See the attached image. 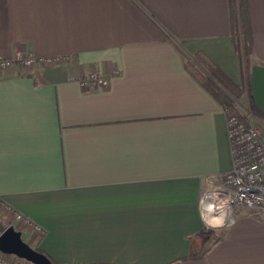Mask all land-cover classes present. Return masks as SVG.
<instances>
[{"label": "crops", "instance_id": "1", "mask_svg": "<svg viewBox=\"0 0 264 264\" xmlns=\"http://www.w3.org/2000/svg\"><path fill=\"white\" fill-rule=\"evenodd\" d=\"M248 6L264 115V0ZM233 26L231 0H0V56L64 59L0 70V201L44 230L40 249L61 264H264L248 211L204 240L201 198L233 157L228 110L189 64L213 79L203 54L241 87ZM93 71L108 87H82Z\"/></svg>", "mask_w": 264, "mask_h": 264}, {"label": "built area", "instance_id": "2", "mask_svg": "<svg viewBox=\"0 0 264 264\" xmlns=\"http://www.w3.org/2000/svg\"><path fill=\"white\" fill-rule=\"evenodd\" d=\"M62 61V58H39L33 53L19 54L13 59L0 56V70L9 72L17 68L29 69L37 64H57ZM80 83L85 89H104L110 80L101 72L93 71L81 79ZM227 125L233 168L218 185L204 192L201 198L203 214H225V223L229 224L235 218L234 214L244 208L264 221V128L248 126L229 112ZM17 219L33 225L22 214L17 213ZM35 228L43 232L40 226ZM3 256L0 253V262L8 264L2 259Z\"/></svg>", "mask_w": 264, "mask_h": 264}, {"label": "trees", "instance_id": "3", "mask_svg": "<svg viewBox=\"0 0 264 264\" xmlns=\"http://www.w3.org/2000/svg\"><path fill=\"white\" fill-rule=\"evenodd\" d=\"M231 10L233 17V42L235 50L239 55L242 62L243 77L246 81L248 76V60L252 50V30L249 21V6L248 0H231ZM197 60L202 64L205 70L212 76L209 78L200 70L189 64V69L192 74L200 81V83L215 97L221 105L228 111L234 112V101L228 96L227 93L232 94L233 97H238L243 93L244 85L241 87L234 84L219 68H217L206 56L203 54L197 55ZM260 118L264 121V115L255 108ZM37 251L46 255L53 264H61L49 256L45 251L36 248Z\"/></svg>", "mask_w": 264, "mask_h": 264}, {"label": "rangeland", "instance_id": "4", "mask_svg": "<svg viewBox=\"0 0 264 264\" xmlns=\"http://www.w3.org/2000/svg\"><path fill=\"white\" fill-rule=\"evenodd\" d=\"M227 94L234 101V105H235V111L234 112L228 111L229 113L239 117V119H241L242 122L248 126H259L264 128V121L260 118L257 111L255 110V106L250 100V89H249L248 78H246V84L244 85L243 93H241L238 97H233L232 94L230 93ZM244 211H248L250 214H252L250 210L241 208L234 214V217L238 216ZM29 220L33 223V225H29L25 221L18 220L17 212L7 210L6 208H4V206H2L0 201V235L7 228L13 226L23 234L24 241L28 243L31 247L36 249L39 248L38 246L39 241L42 237H44L45 232L44 230L43 232L37 231L35 228L37 224L31 219ZM226 228H227L226 223L220 226H213L206 219L204 240L207 243V245L214 244L218 240H220ZM2 259L6 261L8 264H32L30 262L19 259L12 255L10 256L4 255Z\"/></svg>", "mask_w": 264, "mask_h": 264}, {"label": "water", "instance_id": "5", "mask_svg": "<svg viewBox=\"0 0 264 264\" xmlns=\"http://www.w3.org/2000/svg\"><path fill=\"white\" fill-rule=\"evenodd\" d=\"M0 253L15 256L32 264H53L46 255L26 243L23 234L13 226L0 235Z\"/></svg>", "mask_w": 264, "mask_h": 264}, {"label": "bare ground", "instance_id": "6", "mask_svg": "<svg viewBox=\"0 0 264 264\" xmlns=\"http://www.w3.org/2000/svg\"><path fill=\"white\" fill-rule=\"evenodd\" d=\"M206 218L208 219L209 223L213 226H219L222 223L224 224L226 221L225 214H222L221 216H215V215L206 213ZM218 221L221 223H218Z\"/></svg>", "mask_w": 264, "mask_h": 264}, {"label": "clouds", "instance_id": "7", "mask_svg": "<svg viewBox=\"0 0 264 264\" xmlns=\"http://www.w3.org/2000/svg\"><path fill=\"white\" fill-rule=\"evenodd\" d=\"M218 223H221V222L218 221Z\"/></svg>", "mask_w": 264, "mask_h": 264}]
</instances>
